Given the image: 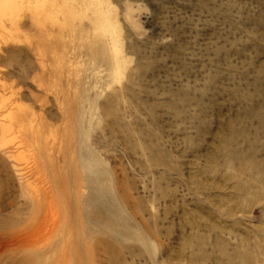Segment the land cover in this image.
Wrapping results in <instances>:
<instances>
[{"label": "rangeland", "instance_id": "374dc122", "mask_svg": "<svg viewBox=\"0 0 264 264\" xmlns=\"http://www.w3.org/2000/svg\"><path fill=\"white\" fill-rule=\"evenodd\" d=\"M111 2L130 65L90 92L58 79L51 21L0 23L4 198L24 202L14 168L55 181L60 264H264V0ZM71 42L74 73L98 47Z\"/></svg>", "mask_w": 264, "mask_h": 264}, {"label": "bare ground", "instance_id": "6f19581e", "mask_svg": "<svg viewBox=\"0 0 264 264\" xmlns=\"http://www.w3.org/2000/svg\"><path fill=\"white\" fill-rule=\"evenodd\" d=\"M132 11L133 8L128 6L124 19L135 27L136 21L133 18ZM23 12L29 15L32 23L42 24L46 21L53 23L59 61L57 76L60 81L66 77L67 82H65V85L67 88L73 91H88L90 87L87 86L86 79L92 75L99 78L106 76L111 78L112 81L117 80L120 82V79L124 77L125 72L129 69V58L123 49L121 25L111 0H0V23L4 21L14 23L18 19L17 16H21ZM74 39L80 42L86 41L89 43L90 41L95 43L98 48L95 49L97 52L93 50L88 54L89 58L85 61L86 64L83 58V60H80V64L84 63L82 64L83 70L73 73V69L65 71V65L66 55L70 54L67 43L72 48L73 43L71 41ZM67 62L71 64L70 58ZM11 114L8 116L9 125L3 126L0 124V173L8 171V161L11 162V150L7 149V142L11 139L9 137L7 140V135L11 130L12 120L15 119V116L13 117ZM17 119L18 117H16ZM32 131L33 134L34 131ZM21 141L23 140L21 139ZM13 143L14 140L11 144L14 145ZM17 150L19 154V148ZM15 159L12 161L17 160ZM24 159L23 157L22 160ZM35 159L34 161H36ZM16 163L15 165H18ZM39 168H32V170H35H31V172H29L30 170L27 171V167V172L14 168L13 173L19 181V197L24 201L21 204L19 200L13 202L4 198L0 180V214L6 206L14 208L13 217L0 219V264H60V256L64 255L65 246L61 248L59 246L61 243L60 238L69 234L66 230V225L69 222L68 212L64 208L62 218L59 219L55 186L52 187V184L47 186L52 178H50L51 180L47 179L49 182L47 181L46 185L42 184L44 187H40V184L43 183V180H40L46 178L44 175L47 172L43 173L42 168L40 170ZM53 184H55V181ZM9 228H15V230L10 233L2 231Z\"/></svg>", "mask_w": 264, "mask_h": 264}]
</instances>
